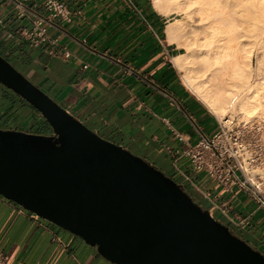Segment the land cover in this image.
<instances>
[{"label": "crops", "instance_id": "0c3cea01", "mask_svg": "<svg viewBox=\"0 0 264 264\" xmlns=\"http://www.w3.org/2000/svg\"><path fill=\"white\" fill-rule=\"evenodd\" d=\"M41 1L38 11L48 15L50 11ZM58 1L67 4L68 19L57 16L47 27L48 37L37 29L29 38L22 37L20 31L32 30L30 21L18 17L10 1L0 0L4 18L0 50L79 121L153 165L172 167L180 177L177 183L197 204L227 203L230 213L244 215L241 222L258 224L254 235L252 228H241L245 237L262 235L261 207L252 208L250 202L238 200L240 195L253 198L236 187L226 191L205 171L193 170L184 155L188 145L199 138L192 118L208 135L218 131L219 122L183 83L174 64L173 55L183 50L167 42L170 18L159 13L151 0ZM34 41L40 44L36 46ZM66 50L70 57L64 56ZM171 127L182 132L185 141L177 139ZM180 170L189 174L191 181H186ZM221 217L228 221L223 214ZM0 251L9 264H116L82 237L1 194Z\"/></svg>", "mask_w": 264, "mask_h": 264}, {"label": "water", "instance_id": "95a60500", "mask_svg": "<svg viewBox=\"0 0 264 264\" xmlns=\"http://www.w3.org/2000/svg\"><path fill=\"white\" fill-rule=\"evenodd\" d=\"M0 82L57 135L0 129V194L116 264H264L173 179L101 137L0 55Z\"/></svg>", "mask_w": 264, "mask_h": 264}, {"label": "bare ground", "instance_id": "6f19581e", "mask_svg": "<svg viewBox=\"0 0 264 264\" xmlns=\"http://www.w3.org/2000/svg\"><path fill=\"white\" fill-rule=\"evenodd\" d=\"M151 1L170 18L167 42L185 50L172 58L183 83L233 130L235 116L249 129L264 123V0ZM259 167L246 169L263 178Z\"/></svg>", "mask_w": 264, "mask_h": 264}, {"label": "built area", "instance_id": "2783aa9c", "mask_svg": "<svg viewBox=\"0 0 264 264\" xmlns=\"http://www.w3.org/2000/svg\"><path fill=\"white\" fill-rule=\"evenodd\" d=\"M10 1L16 11L18 17L28 19L33 26L32 30H26L25 36L29 33V38L34 37L35 30L38 29L40 35L48 37L47 27L53 25V20L57 16L68 19L66 12L67 4L58 0H44V6L50 11L48 15L41 14L37 9L35 0H8ZM33 1L32 4H29ZM4 23V18L0 16V24ZM28 37V36H27ZM52 42L58 44L57 39H52ZM38 46L40 43L33 42ZM65 57H70V51H64ZM86 68L87 65H84ZM156 88H159L156 85ZM218 119L219 129L212 135L204 132V129L199 125L194 118L192 122L196 132L198 133V140L194 144L188 145L184 150V155L190 159V165L195 171H205L211 177L217 179L226 191H233L238 188L241 191L248 193L257 204L264 206L263 193V179L256 175L253 176L252 167L261 164V157L259 155V138L253 135H246L239 133L229 127L227 118ZM177 139L185 141V136L175 128L171 127ZM240 130V129H238ZM242 131L248 132L246 129ZM182 177L186 181H191L190 175L185 171H181ZM259 181L258 183L256 181ZM218 209L227 218V222H235V218L230 214L227 203L218 205ZM0 264H9L7 257L0 251ZM23 264V263H17Z\"/></svg>", "mask_w": 264, "mask_h": 264}, {"label": "rangeland", "instance_id": "374dc122", "mask_svg": "<svg viewBox=\"0 0 264 264\" xmlns=\"http://www.w3.org/2000/svg\"><path fill=\"white\" fill-rule=\"evenodd\" d=\"M35 2L37 3V9L40 10L41 7L43 6V3L41 0H35ZM33 1H30L29 4H32ZM152 3V1H151ZM26 31V29H22L20 31V34L23 35L22 37H27L29 36V33L25 36L24 32ZM182 48V47H180ZM183 51H185L182 48ZM0 55L5 58L8 62H10L17 70H19L24 76H26L29 80H31L35 85H37L42 91H44L50 98H52L53 100H55L60 106H62L61 101H57V99L50 94L47 89L44 86H41L39 84L36 83V81L34 79L31 78V76L25 72L24 70H22L10 57H8L4 52H2L0 50ZM257 63V58L256 56H254V60H253V66L255 67ZM256 78V77H255ZM4 98L5 101V105H1L0 106V129H13V130H19V131H24L27 133H31V134H35V135H43V136H51L52 132H53V128L51 126V124L49 123V121L31 104L29 103L27 100H25L22 96H20L19 94H17L16 92H14L12 89H10L9 87H7L6 85L2 84L0 82V100ZM63 107V106H62ZM33 111L34 113L31 114L28 111ZM37 116H36V114ZM219 119H224L222 116H218L216 115ZM226 117H231L230 115H227ZM234 119V124H235V130L238 129H246L248 132L252 133L251 135L255 136L256 138H259V155L261 157V164L260 167L257 169H262L264 171V123L263 122H259V120H255L253 121L252 124H255V126H253L252 129H249V127L244 126L245 122L240 119L238 116L235 117H231ZM83 123V122H82ZM85 124V123H83ZM261 125L262 126V135L260 134H255V132L257 131V125ZM86 125V124H85ZM88 128H90L91 130H93L91 127H89L88 125H86ZM96 132V131H95ZM101 137H103L106 140H109L115 144V141L110 140L107 136H105L103 133H99L97 132ZM120 145V144H118ZM122 146V145H120ZM123 147V146H122ZM125 148V147H123ZM127 149V148H126ZM130 152H132L134 155L139 156L140 158L144 159L146 162H148L149 164L153 165L152 163H150V161H148L147 159H145L144 157L134 153L132 150L127 149ZM155 166L159 171H161L163 174H165L167 177L173 179L174 181L178 182L179 181V176H177L178 174L172 169V167H170L169 169H164L159 167L158 165H153ZM258 172V171H257ZM262 181H264V176L262 175ZM263 188V193H264V184L262 186ZM239 202H250V205L252 208H256V206H259L257 204L256 201H254L253 199L247 198L244 195H240L238 197ZM251 200V201H250ZM204 210L209 211L211 214H213L215 216V218H218L220 216V222H222L223 224H225L226 226H228L230 228V230L233 232V234H235L238 237H241L243 240H245L246 242H248L254 249H256L257 251H260L263 255H264V231L262 232V235L258 236L255 235L254 236H249V237H245V235L241 234V231L243 229L241 228H247L250 227L252 228L251 232L252 234H256V230L258 229V224H255L252 226L250 225V222L248 221L247 224L246 222H241L244 219V215L240 214L239 212L234 211L232 214H236L235 221L238 222L239 224H237L236 222H224L222 221L223 218L221 211L218 209V206L215 204H209L207 203L206 205H200ZM260 210H263L264 212V206H262L260 208ZM257 225V226H256ZM256 228V229H255ZM248 233V232H247ZM253 234V235H254ZM240 235V236H239Z\"/></svg>", "mask_w": 264, "mask_h": 264}, {"label": "trees", "instance_id": "16d2710c", "mask_svg": "<svg viewBox=\"0 0 264 264\" xmlns=\"http://www.w3.org/2000/svg\"><path fill=\"white\" fill-rule=\"evenodd\" d=\"M5 99L4 98H2L1 100H0V105H5ZM177 183V182H176ZM178 184V183H177ZM179 185V184H178ZM194 200V199H193ZM216 219V218H215ZM229 228V227H228ZM230 229V228H229ZM231 231V230H230ZM232 232V231H231ZM233 233V232H232ZM241 238V237H240ZM242 239V238H241ZM248 243V242H247Z\"/></svg>", "mask_w": 264, "mask_h": 264}, {"label": "flooded vegetation", "instance_id": "af4514ba", "mask_svg": "<svg viewBox=\"0 0 264 264\" xmlns=\"http://www.w3.org/2000/svg\"><path fill=\"white\" fill-rule=\"evenodd\" d=\"M51 135H55L56 137H57V135L54 133V131L52 132V134Z\"/></svg>", "mask_w": 264, "mask_h": 264}]
</instances>
